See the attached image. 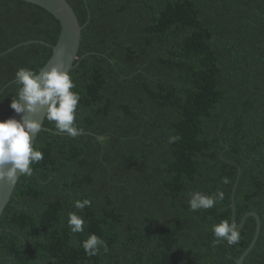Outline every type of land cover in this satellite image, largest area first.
Listing matches in <instances>:
<instances>
[{
	"label": "trees",
	"instance_id": "trees-1",
	"mask_svg": "<svg viewBox=\"0 0 264 264\" xmlns=\"http://www.w3.org/2000/svg\"><path fill=\"white\" fill-rule=\"evenodd\" d=\"M68 2L83 28L69 75L84 134L45 120L34 145L44 158L0 218V264H237L256 218L235 245L211 231L232 221L234 194L238 224L262 219L244 264H264V0ZM61 32L46 9L0 0V120L14 112L15 73L42 70ZM217 190L214 208L189 210L191 192ZM89 234L108 252L89 257Z\"/></svg>",
	"mask_w": 264,
	"mask_h": 264
},
{
	"label": "clouds",
	"instance_id": "clouds-1",
	"mask_svg": "<svg viewBox=\"0 0 264 264\" xmlns=\"http://www.w3.org/2000/svg\"><path fill=\"white\" fill-rule=\"evenodd\" d=\"M15 83L19 85L18 93L12 97L11 109L21 116L0 120V184L14 187L21 176L31 177L33 164L43 160L40 150L34 148L32 141L42 130L41 117L53 122L56 129L72 138L83 135V129L77 126L80 96L73 91L76 85L63 64H55L50 69L33 71L20 68L15 73ZM227 184L228 180L224 179ZM225 198L224 192L217 190L214 195L201 191L189 194L188 207L192 212L214 208ZM91 200H76L74 207L83 211L91 206ZM85 219L76 212H69L68 227L73 234L83 233ZM211 231L214 243L227 242L228 245L238 244L241 234L238 225L229 220H221L213 224ZM85 253L97 256L101 249L108 252L107 243L96 234H89L82 242Z\"/></svg>",
	"mask_w": 264,
	"mask_h": 264
},
{
	"label": "water",
	"instance_id": "water-1",
	"mask_svg": "<svg viewBox=\"0 0 264 264\" xmlns=\"http://www.w3.org/2000/svg\"><path fill=\"white\" fill-rule=\"evenodd\" d=\"M23 1L38 5L46 9L52 15H54L61 23L62 32L58 44L56 46H53V55L49 60V62L47 63V65L43 68V70L50 69L55 64H63L64 69L68 72V74H70L71 71L75 68L76 61L78 60L79 57V51L82 42V32H83V28L80 24V21L78 19V16L74 8L71 6L68 0H23ZM10 118H14L19 121L21 119V116L15 113L14 111ZM38 118L41 119L42 122L41 131L46 130V128H44V123L46 119H43L42 116ZM38 134L35 138H33L32 141L33 146L35 145V141L38 137ZM20 178L18 179L14 187H8L7 184H0V218L3 215L5 208L11 201V198L13 196V193L16 189V186ZM231 208L233 211V218L231 222H235L238 225V230H242L244 228L246 221L250 216L255 217L257 220V231L254 240L251 246L242 255V257L237 260V264H244L245 258L255 248L259 240V237L262 232V219L257 212H251L245 215L241 224H238L235 194L233 195Z\"/></svg>",
	"mask_w": 264,
	"mask_h": 264
}]
</instances>
